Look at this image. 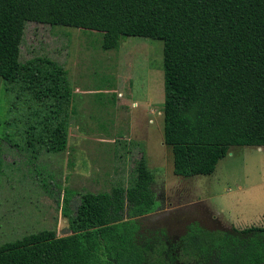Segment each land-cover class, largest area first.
<instances>
[{
	"label": "trees",
	"instance_id": "trees-1",
	"mask_svg": "<svg viewBox=\"0 0 264 264\" xmlns=\"http://www.w3.org/2000/svg\"><path fill=\"white\" fill-rule=\"evenodd\" d=\"M30 22L99 33L104 51L125 37L164 43L163 140L177 176H210L231 148L264 147V0H0V78L40 105L19 149L31 162L42 149L67 151L73 90L55 61L23 62ZM144 160L127 187L78 193L72 234L43 230L6 243L0 264L264 263L263 227L190 228L167 255L163 243L140 242L135 219L157 209Z\"/></svg>",
	"mask_w": 264,
	"mask_h": 264
},
{
	"label": "rangeland",
	"instance_id": "rangeland-1",
	"mask_svg": "<svg viewBox=\"0 0 264 264\" xmlns=\"http://www.w3.org/2000/svg\"><path fill=\"white\" fill-rule=\"evenodd\" d=\"M102 39L80 29L26 25L23 62L48 58L68 72L69 144L61 154L42 149L30 162L19 149L40 105L0 78V246L43 230L72 234L78 193L127 187L142 158L154 175L157 209L135 219L140 242L175 244L190 228H264V147L231 148L210 176H177L163 140L164 43L125 37L118 50L104 51ZM65 192L72 195L68 216Z\"/></svg>",
	"mask_w": 264,
	"mask_h": 264
},
{
	"label": "flooded vegetation",
	"instance_id": "flooded-vegetation-1",
	"mask_svg": "<svg viewBox=\"0 0 264 264\" xmlns=\"http://www.w3.org/2000/svg\"><path fill=\"white\" fill-rule=\"evenodd\" d=\"M178 242H179V241H178ZM178 242H176L175 244H169L168 242H166V243H165V246H166V251H165L166 254H165V255H167L168 250H169V251H173V249H174V248H173V245H176ZM173 254H174V253H173ZM164 261H165V262H170L171 259H169L168 257H165ZM214 262H215V259H214V258H212V259L209 260V263H210V264H214ZM175 264H183V263H182L180 260H176V261H175ZM263 264H264V263H263Z\"/></svg>",
	"mask_w": 264,
	"mask_h": 264
}]
</instances>
